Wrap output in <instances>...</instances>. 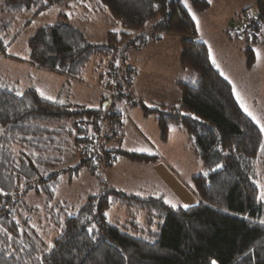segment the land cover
Instances as JSON below:
<instances>
[{
  "label": "trees",
  "instance_id": "16d2710c",
  "mask_svg": "<svg viewBox=\"0 0 264 264\" xmlns=\"http://www.w3.org/2000/svg\"><path fill=\"white\" fill-rule=\"evenodd\" d=\"M66 1L0 0V57L8 55L13 31V20L5 17L45 13ZM73 1L106 12L124 31L91 43L71 24L38 27L28 41L27 63L63 79L60 90L24 87L0 76V264H264V138L197 39L190 10L203 13L209 2L190 0L188 10L185 0ZM250 11H243L245 28L230 24L238 36L264 28V0H256L254 16ZM164 33L181 37L179 60L188 72L178 83L179 105L151 107L133 94L137 68L129 55ZM246 55L251 66L253 51ZM95 57L109 77L98 109L78 104L70 89ZM124 101L155 118L163 142L172 128L185 133L203 168L193 178L196 205L175 209L163 197L128 195L106 181L84 202L61 199L64 175L88 171L99 177L122 158L159 160L113 147L121 142V115L113 104ZM73 147L82 152L71 165L67 154ZM115 206L133 219L112 223L108 213ZM137 214L144 216L142 223ZM51 226L58 232L50 243Z\"/></svg>",
  "mask_w": 264,
  "mask_h": 264
},
{
  "label": "rangeland",
  "instance_id": "374dc122",
  "mask_svg": "<svg viewBox=\"0 0 264 264\" xmlns=\"http://www.w3.org/2000/svg\"><path fill=\"white\" fill-rule=\"evenodd\" d=\"M207 1L210 7L201 15L194 14L190 10L192 9L190 0H185L183 3L190 10L196 23L198 39L208 46L211 62L232 85L239 105L261 129L264 138V130H262L264 128V28L250 31L247 37L243 34L238 36L230 29L227 33V30L223 29L226 21L228 26L233 24L235 28H245L247 19L243 11L250 8V16H254L256 0ZM79 2L81 3L78 4L73 0L66 1L37 15L27 13L14 18L5 17L6 20L12 19L14 23L7 48L8 55L5 58L0 57V76L8 81H18L24 87L35 85L40 90L52 91L53 88L60 90L64 84L63 79L56 78L48 71L34 70L27 63L28 41L38 27L53 23L71 24L81 29L91 43H105L109 32L123 30L116 27L113 19L105 15L106 12H94L91 5ZM161 38L162 40L154 46L143 47L142 50L129 55L130 65L137 68V82L136 85L134 83L133 94L138 95V99L151 107L180 101L178 94L174 91L172 79L174 74L179 72L180 60L178 63L176 57L179 45L176 40H180L181 37L164 33L161 34ZM247 49L253 51L255 59L251 66L247 64ZM152 50L156 52L155 60L158 55L160 65L164 63L165 69L161 72L154 67L155 61L148 62L145 56ZM101 60L100 57L93 58L84 78L80 81L74 80L71 84L70 89L74 100L87 108L98 109L104 99L106 92L104 84L108 82L109 77L104 75L108 71L107 67H98ZM140 81H142V89L139 91L137 83ZM155 86L158 89H155ZM113 107L121 115V126H119L121 142L113 143V147L131 153L158 156L159 160L146 164L122 158L112 169L99 177H94L88 171H82L75 178L64 175L61 199L63 201L66 199L70 203H77L80 200L84 202L89 195L99 191L101 181H106L112 188L128 195L140 198L163 197L165 204L175 209H187L196 205L197 197L193 190V178L203 168L201 163L194 159L191 150L187 148L185 136L180 132H176V136H173L172 131L170 139L163 142L153 117L145 118L139 108L131 107L125 101L117 102L116 106L113 104ZM73 148L74 152L70 150L67 154L71 165L80 160L82 152L81 149ZM260 156L264 160V143ZM259 173V187L264 198L262 168H259ZM143 217L137 214V220L140 223L144 221ZM108 218L112 223L124 224L131 221L133 215L115 206L108 213ZM46 223H48L47 220ZM57 232L55 227L51 226L46 242L51 243Z\"/></svg>",
  "mask_w": 264,
  "mask_h": 264
},
{
  "label": "crops",
  "instance_id": "0c3cea01",
  "mask_svg": "<svg viewBox=\"0 0 264 264\" xmlns=\"http://www.w3.org/2000/svg\"><path fill=\"white\" fill-rule=\"evenodd\" d=\"M208 10V9H207ZM206 10V11H207ZM206 11H204V12H206ZM203 12V13H204ZM193 13L194 14H198V15H201V14H203V13H196L195 11H193ZM224 31H225V29L227 30L226 32L228 33V31H229V29H230V25L228 26V23H227V21H226V23L224 24ZM117 28H118V26H116ZM199 37H198V35H197V39H198ZM167 39H170V38H167ZM162 40V38L159 40V41H161ZM181 40V39H180ZM180 40L179 39H177L176 41H177V44L179 45V47H178V51H177V55H176V57L178 58V63H179V56H180ZM199 40V39H198ZM159 41H157V42H153V43H150V44H148L147 46H154V44H157ZM201 41V40H200ZM203 43H205L204 41H202ZM206 44V43H205ZM146 47V46H145ZM208 47V46H207ZM143 49V48H142ZM141 49V50H142ZM158 50V49H157ZM164 50H166V49H164ZM145 56H147V60H148V62H152L153 60L155 61V64H154V67L158 70V72L160 71H163L164 69H165V66H164V63H163V65L161 66L160 65V63H159V56L157 55V60H155V56H156V52L155 51H150V52H147V54H145ZM134 60V59H133ZM211 60V59H210ZM139 62H140V60H139ZM177 63V64H178ZM213 64V63H212ZM178 69H179V72H176L174 75V77H173V79H172V84L174 85L173 87H174V91H175V93H177L178 94V100H180V90H179V86H178V83H179V81H181L182 79H184L186 76H187V72L185 71V70H183L182 69V67L180 66V64H178ZM136 82H137V78H136V81H135V85H136ZM159 83V85H160V87L163 89V85L161 84V82L159 81L158 82ZM141 84H142V81H140L139 83H137V86H138V89H139V91L142 89V87H141ZM155 89H158L156 86H155ZM136 97V99H138V95H136L135 96ZM180 102V101H179ZM179 102H176V103H170V104H165V105H157V106H166V107H170V106H177V105H179ZM155 105H153V107H154ZM156 107V106H155ZM154 118V117H153ZM155 119V118H154ZM156 121V120H155ZM173 131V133H172V135L173 136H176V132H180V133H182L184 136H185V140H186V142H187V137H186V135H185V133L181 130V129H179V128H172L171 130H170V133ZM169 139H170V134H169ZM168 139V140H169ZM195 159V158H194ZM136 163V162H135ZM150 164V163H149ZM116 165V164H115ZM112 169V168H111ZM152 197V196H151ZM199 202V200L197 199V203Z\"/></svg>",
  "mask_w": 264,
  "mask_h": 264
},
{
  "label": "snow or ice",
  "instance_id": "6c2138e0",
  "mask_svg": "<svg viewBox=\"0 0 264 264\" xmlns=\"http://www.w3.org/2000/svg\"><path fill=\"white\" fill-rule=\"evenodd\" d=\"M49 99H51V97H49ZM249 115H251V113H249ZM255 119V117H254ZM258 122V121H257ZM259 123V122H258ZM262 130H264V128H262ZM213 264H215V262H213Z\"/></svg>",
  "mask_w": 264,
  "mask_h": 264
}]
</instances>
